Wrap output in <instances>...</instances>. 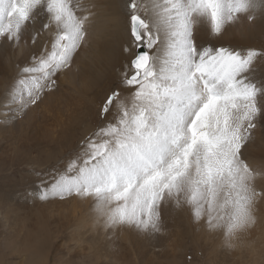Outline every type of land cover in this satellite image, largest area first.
<instances>
[{"label": "snow or ice", "instance_id": "obj_1", "mask_svg": "<svg viewBox=\"0 0 264 264\" xmlns=\"http://www.w3.org/2000/svg\"><path fill=\"white\" fill-rule=\"evenodd\" d=\"M118 7L125 59L117 79L79 154L41 179L39 198L91 197L105 229L145 235L163 232V209L184 208L235 247L264 203V161L251 163L243 152L264 120V45L216 38L243 22L264 26V0H121ZM90 15L81 0H0V44L43 47L18 66L11 99L19 98V111L71 68L87 45Z\"/></svg>", "mask_w": 264, "mask_h": 264}, {"label": "bare ground", "instance_id": "obj_2", "mask_svg": "<svg viewBox=\"0 0 264 264\" xmlns=\"http://www.w3.org/2000/svg\"><path fill=\"white\" fill-rule=\"evenodd\" d=\"M120 2L81 0L82 8H90L92 12L87 25V45L74 58L71 68L56 76L55 89L45 90L37 104L22 112L19 98L15 103L11 99L18 87V66L31 63V58L43 47L37 48L31 40L28 46L23 42L18 47L0 44V160L18 157V152L25 149H36L34 160H41L48 149L47 158H54L55 164L35 161L29 165L38 175L32 182L14 187L16 192L6 199V214L19 203L39 206L44 219L54 222L65 233L62 238L61 232H56L61 253L65 251L67 258L76 253L89 261L84 264H264V203L257 206V224L233 240L235 247L229 248L223 230H208L202 223L194 222L184 208L163 209V232L145 235L124 227L105 230L97 226L100 223L91 211V197L39 198L43 188L41 179L49 181L50 173L63 170L79 154L83 138L97 124L94 114L102 98L117 79L125 59L121 50L124 25ZM216 42L225 46L259 47L264 45V26L259 22L255 26L247 22L229 26ZM76 131H79V144L67 156L63 143L70 147ZM55 151L57 155L53 157L51 153ZM42 152L44 155H40ZM243 152L251 163L264 161V120L258 123ZM0 216L5 219L3 214ZM62 260L70 263L65 256Z\"/></svg>", "mask_w": 264, "mask_h": 264}, {"label": "rangeland", "instance_id": "obj_3", "mask_svg": "<svg viewBox=\"0 0 264 264\" xmlns=\"http://www.w3.org/2000/svg\"><path fill=\"white\" fill-rule=\"evenodd\" d=\"M94 116L97 118V112ZM78 135L79 131H76L74 140L70 141V147H66V143H63L67 156H71L70 149L74 150L79 144L80 138ZM23 151L18 152V157L12 156L8 157L7 160H0V211L2 212L0 214L5 216V219L0 216V264L89 263L87 259H82L76 253L71 254L68 258L65 251L61 253V246L56 238V232L60 231L62 238H65V233L57 224L44 219L39 206L19 203L14 205V210L6 214V199L16 192L14 187L20 183H30L38 175L34 172L33 167L29 165H32L35 161H38V164L50 163V166L54 164L52 161L54 158H47L48 149L44 151L45 157L41 160L39 158L34 160L36 149H25ZM44 152L40 155H44ZM55 153H51L53 157L57 155ZM67 156L64 158L66 159ZM63 256L70 263L62 260ZM198 258L200 259L201 255ZM129 264H133V262Z\"/></svg>", "mask_w": 264, "mask_h": 264}, {"label": "clouds", "instance_id": "obj_4", "mask_svg": "<svg viewBox=\"0 0 264 264\" xmlns=\"http://www.w3.org/2000/svg\"><path fill=\"white\" fill-rule=\"evenodd\" d=\"M97 226H99V227H101V228H104L103 223H100V224L97 225ZM119 227H120L119 225H115V226H110L109 229H113V230H115V229H117V228H119ZM104 229H105V228H104ZM105 230H107V229H105Z\"/></svg>", "mask_w": 264, "mask_h": 264}]
</instances>
